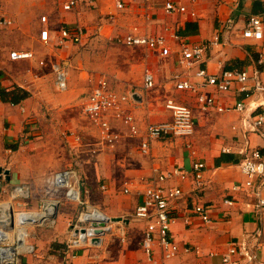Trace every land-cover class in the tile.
<instances>
[{"label":"crops","instance_id":"obj_1","mask_svg":"<svg viewBox=\"0 0 264 264\" xmlns=\"http://www.w3.org/2000/svg\"><path fill=\"white\" fill-rule=\"evenodd\" d=\"M70 1L0 0V16L13 22L12 26L0 30L1 88L8 95L5 99L0 97V174L7 182H13L15 155L28 144L29 138L34 135L37 140L38 136L50 137L55 133L46 110L55 108L59 114L64 108V105L52 102L53 97L48 94L55 89L53 67L56 64L68 67L69 99L76 98L79 91L88 93L82 101V109L100 78H106L111 89L120 96L136 90V96L123 103L122 109L133 115L139 136L131 135L129 126L115 116L116 112H109L104 118L111 126L110 133L119 137L114 148H110L103 142V131L83 113L89 124L99 131L103 149L111 155L107 159L111 160L108 162L110 171L118 173L111 186L104 183L105 189L101 187L106 197L104 204L110 206L105 207V211L111 215L101 210L112 219L120 217L123 220L112 222L100 249L79 250L73 257L64 254L68 223L73 219L66 215L72 214L69 210L73 206H65L53 226L34 231L31 240L35 254L26 255L24 261L27 264H220L232 240L247 245L263 258L264 210L256 207L254 195L262 181L258 179L254 189L246 191L244 186L249 178L242 173L240 164L254 151H259L264 161V127L262 133L253 127L256 116L264 113V108L256 110L264 96L255 91L256 79L264 87V65L258 63L261 55L264 56V37L256 41L243 36L251 17H260L264 22V0H175L186 7V12L171 15L165 12L167 0H74L76 7L65 11L63 6ZM118 3L123 5L122 9L117 7ZM39 12L46 15L43 16L46 22L39 18L27 25L15 21L22 13L36 15ZM76 27L84 31L81 41L65 39L63 44L62 30L74 31ZM16 28L17 36L24 38L15 39ZM42 31L49 33L47 42L41 38ZM129 35L163 37L170 54L163 56L159 50L118 43V39ZM184 43L211 45L203 64L189 71L180 63ZM79 44L86 45L80 52ZM15 51L32 52L34 57L13 61L10 54ZM97 54L102 75L96 76L94 71L98 68L94 63L98 62L94 61L93 55ZM198 68H204L210 74L245 70L252 77L247 85L248 92L242 93L238 83H233L228 92L207 87L204 92L214 96L225 111L203 112L196 95L178 91L173 82V77L178 74L193 81ZM148 70L155 76L156 86L145 91L143 81ZM50 82V91H46ZM16 89L27 95L24 97L22 93L18 102H12V93ZM168 100L192 108L196 132L190 138L151 141L150 152L144 154L141 141L147 126L172 120V114L166 108ZM239 103L245 106L242 112L235 110ZM65 137L72 142L79 140L72 132L66 133ZM224 157L239 162L224 163ZM73 161L75 165L81 163L77 159ZM196 163L205 165L200 184L193 176ZM175 167L190 173L186 181L171 180L164 184L183 190V197L172 204L170 212L174 219L170 235L179 252L175 258L164 260L162 249L156 245L149 260L142 248L147 223L136 220L135 212L143 202L146 187ZM6 172L9 174L5 175ZM117 183H124V192L127 188L130 192L121 196ZM82 185L95 203L99 184ZM235 186H241V191H236ZM37 188L32 187L34 206L43 197L41 192L45 194L46 183ZM1 191L0 199L4 197L3 189ZM228 200L233 204H226ZM195 206L205 207L212 223L206 224L196 216L193 213Z\"/></svg>","mask_w":264,"mask_h":264},{"label":"built area","instance_id":"obj_2","mask_svg":"<svg viewBox=\"0 0 264 264\" xmlns=\"http://www.w3.org/2000/svg\"><path fill=\"white\" fill-rule=\"evenodd\" d=\"M76 7V1L72 0L63 6L65 11H71ZM117 7L122 9L121 3ZM167 14L186 12V7L180 5L175 0H167L165 4ZM46 22V18H42ZM10 19L0 16V30L12 26ZM84 34L81 27H76L74 31L62 30V43L65 39H72L80 42ZM243 36L247 39L260 41L264 37V22L260 17L253 16L248 22ZM41 38L47 42L48 31L41 32ZM118 43L127 47H144L149 50H159L163 56H168L170 50L166 47L163 37L150 38L145 36L129 35L118 39ZM214 45V44H212ZM211 48L210 44L184 43L182 48L181 65L186 71L196 65L203 64ZM34 53L28 51H15L10 54L13 61L32 59ZM259 65H264V56L261 55ZM43 64V63H42ZM56 88L65 92L68 90L69 70L67 65L56 64L53 67ZM257 76V74H255ZM252 77L245 70L233 72H221L220 74H210L204 68H198L194 80L184 79L183 75H175L173 82L178 91H187L196 95L199 109L203 112L216 109L222 113L225 109L218 105L214 96L204 92L207 87H215L220 92L231 90L233 83H238L241 92H248L247 85ZM0 75V97H1ZM255 91L264 96V87L258 79L255 80ZM156 86L155 76L151 71H146L143 81L145 91L152 90ZM136 90H132L128 95L120 96L115 93L106 78H100L93 88L91 95L83 103V113L98 128L103 131V142L114 148L118 140L116 134L110 133V124L105 120L104 115L109 112H116L115 116L129 126L132 136H139V129L132 114H127L122 109V104L128 102L136 96ZM249 97V93L246 95ZM166 108L172 114V120L149 124L146 129L145 138L141 141V152H150V142L164 140L167 138H190L196 132V120L192 108L179 104L174 100H168ZM264 108V101L256 108ZM235 110L242 112L245 106L237 104ZM253 127L256 132L262 133L264 127V113L256 116ZM79 164L71 169L56 172L49 183H46V191L38 203L32 206L34 195L32 186L28 183L13 186L9 191V199H0V264H27L24 261L26 255L35 254V246L32 244V236L37 228L51 227L56 222L58 213L63 206L76 205L78 209L74 218L68 223V238L65 245L64 254L76 256L79 250H97L103 245V239L109 232L112 224V217L93 204L88 193L83 190L82 183H78ZM205 165L196 163L193 166V176L197 182L202 180ZM241 171L249 180L244 189H254L256 181L260 179L254 192L257 199L256 207L264 210V197L262 188L264 187V161L259 151L252 152L240 164ZM190 173L182 168L175 167L172 171L161 174L156 180L148 185L144 190L143 202L137 207L135 218L138 221L147 223V229L142 241V248L149 260L153 257L154 247L158 245L163 252V259L170 260L176 257L179 247L170 235L171 226L174 219L171 217L172 204L183 197V190L180 187H167L164 184L171 180L186 181ZM105 189V187H102ZM236 191H241V186H235ZM129 189L125 193H129ZM54 197V198H53ZM232 205L231 201H225ZM193 213L206 223H212V218L205 207L195 206ZM99 232V233H98ZM100 241V244L93 243ZM189 249H186L188 252ZM220 264H264L263 258L251 251L247 245L240 244L238 240H232L227 253L221 257Z\"/></svg>","mask_w":264,"mask_h":264},{"label":"rangeland","instance_id":"obj_3","mask_svg":"<svg viewBox=\"0 0 264 264\" xmlns=\"http://www.w3.org/2000/svg\"><path fill=\"white\" fill-rule=\"evenodd\" d=\"M8 14L15 16V13H10V11H8ZM43 16H46L43 12H39L36 15L31 13H22L18 17L20 19L16 17L15 21H18L22 25H27V23H34L37 18L42 21L41 18ZM16 25H18L17 22ZM15 31V39H17L19 37L17 36L19 32L17 28L15 29ZM19 38L22 39L24 38V36H21ZM79 46V52L83 47H86V45L81 46V44H79ZM115 46L119 47L120 49H129L124 46ZM98 56V54L96 56L93 55L94 61L98 62L94 63L95 66L98 68L96 71H94L96 76L102 75L101 61L98 59ZM50 87L51 82L47 84L46 91H50ZM54 88V91H50L48 93L51 94V96L53 97V100L51 101L64 105L63 110L59 114L55 112L58 110L55 108H47L46 110V117H48L53 123L55 133L50 135V137L43 138L38 136L36 137L37 140H34L33 135L31 138H29L28 141L26 140L27 142L24 141L28 144L25 145V147L15 155L14 160L16 164L12 166L14 181L11 183L7 182L5 180L4 175L0 174V189H3L4 191L2 193V197H4H1V200L7 201L9 199L8 191L13 186L21 185L22 183H28L32 187L34 185V189L36 187L40 188L42 186V183H49L51 181L52 176L56 172L75 167V163L73 160L77 159L79 163L81 162V165L79 164L80 168H77V179L79 180L78 183H97V185L99 184V193L101 195H99V193L94 195V200H96V204L94 203V201L93 204L96 207L105 211V207L109 208L110 206L108 205V203L104 204L106 202V197H104V195L102 194L103 191L101 190V187L102 185H104V183L111 186L112 179L117 178L118 173L110 171L108 162L111 160L107 159H110L111 155L107 153L108 151L106 149H103L104 146L102 144V139L99 131L89 124L83 114L82 101L88 93L79 91L78 96H76V98L73 97V100L72 98H70V100L69 97L71 95H67L70 92V89L68 91L61 92L56 88L55 83ZM136 89H139V87H136ZM67 101L69 102L67 103ZM68 105L73 106L67 108ZM71 132L75 133V135L79 137V140H74L72 142L71 140H68L65 137L66 133L68 134ZM31 139L33 140L32 142H30ZM93 150L95 151V153ZM105 153H107L108 155ZM123 185L125 184L117 183V186L120 187L119 193L122 194L121 196L127 195L124 192L125 186ZM41 193L42 195H44V192ZM33 205L34 204H32V206ZM63 205L62 210H65V206ZM112 206L115 208V204H112ZM77 210L78 209L76 208V205H73L72 210H69L73 211L72 214L66 215L70 217V219L72 217L74 218ZM66 211H68V209H66ZM105 212L109 213L107 211Z\"/></svg>","mask_w":264,"mask_h":264},{"label":"trees","instance_id":"obj_4","mask_svg":"<svg viewBox=\"0 0 264 264\" xmlns=\"http://www.w3.org/2000/svg\"><path fill=\"white\" fill-rule=\"evenodd\" d=\"M12 94H13L12 99H11L12 102H18V100L21 99V94L24 97L27 95L26 92H24V91H22L20 89H16ZM7 96L8 95H7L6 92H4V91L1 92V98L2 99H5ZM222 160H223L224 163H234V164H237L239 162L238 160H227V159H225V157Z\"/></svg>","mask_w":264,"mask_h":264},{"label":"water","instance_id":"obj_5","mask_svg":"<svg viewBox=\"0 0 264 264\" xmlns=\"http://www.w3.org/2000/svg\"><path fill=\"white\" fill-rule=\"evenodd\" d=\"M8 174H9L8 172L5 173V175H8ZM122 220H123V219L120 218V217H118V218H113V219H112V221H114V222H116V221L118 222V221H122ZM95 242H97V241H95Z\"/></svg>","mask_w":264,"mask_h":264},{"label":"bare ground","instance_id":"obj_6","mask_svg":"<svg viewBox=\"0 0 264 264\" xmlns=\"http://www.w3.org/2000/svg\"><path fill=\"white\" fill-rule=\"evenodd\" d=\"M98 233H99V232H98ZM93 243H97V244H100V241H97V242H94V241H93Z\"/></svg>","mask_w":264,"mask_h":264}]
</instances>
